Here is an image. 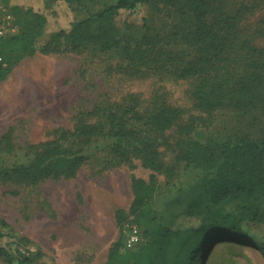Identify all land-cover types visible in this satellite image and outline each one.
I'll return each mask as SVG.
<instances>
[{
	"label": "trees",
	"instance_id": "trees-1",
	"mask_svg": "<svg viewBox=\"0 0 264 264\" xmlns=\"http://www.w3.org/2000/svg\"><path fill=\"white\" fill-rule=\"evenodd\" d=\"M56 1L70 6L84 0ZM263 1L250 0L228 15L224 0H161L169 12L168 27L155 35L144 31L129 48L127 42L122 45L123 37L113 18L121 11L140 17L150 0H117L98 15L97 28L89 19L74 20L45 40L47 14L40 7L25 8L27 18L21 28L16 14L23 9L5 0L19 31L0 38V80L8 75L13 59L26 53L78 52L95 44L104 51L124 50L128 75L168 74L187 83L188 97L197 114L186 116L185 110L158 92L150 99L130 93L121 103L99 104L79 112L72 128L58 129L53 140L33 146L32 158L0 166V178H74L92 150L102 147L101 140L112 141L111 150L121 160L138 156L145 167L161 171L159 147L169 145L174 164L195 166L202 177L214 175L181 214L199 215V222L187 229L154 221L146 228L137 225L142 242L127 255L138 257L136 264H168L169 252L175 249L176 255L186 256L187 262L173 264H254L251 259L245 263L238 259L246 257L239 248L247 246L264 259V241L245 228L247 221L264 226V47L253 42L255 36L264 34V27L250 33L242 24ZM142 21L147 27L148 17ZM163 40L164 44L179 41L186 49L171 52ZM222 110H230L236 122L227 137L208 136L198 130L210 115ZM135 124L145 127V135L152 132L153 136H143ZM133 189L134 209L147 210L151 190L138 181ZM214 243L219 247L210 250ZM2 249L7 264H37L36 259L44 264L40 252L16 249L14 258Z\"/></svg>",
	"mask_w": 264,
	"mask_h": 264
},
{
	"label": "rangeland",
	"instance_id": "rangeland-1",
	"mask_svg": "<svg viewBox=\"0 0 264 264\" xmlns=\"http://www.w3.org/2000/svg\"><path fill=\"white\" fill-rule=\"evenodd\" d=\"M249 1L224 0V11L233 15ZM9 2L23 9L16 14L21 28L27 18L25 8L40 7L47 14L48 30L42 38L45 40L48 34L67 28L74 20L89 19L90 25L97 28L98 15L117 0H84L70 6L56 0ZM144 16L148 17L147 27L143 25ZM168 17L161 0H150L140 17L121 11L112 22L123 37L122 45L127 42L132 48L144 31L155 35L167 28ZM242 24L250 33L264 27V1L245 16ZM253 42L264 47V34L255 36ZM164 47L171 52L186 49L179 41ZM124 52L104 51L100 45L88 44L78 52L34 51L13 59L8 75L0 80V166L32 158L33 146L53 140L58 129L72 128L79 112L90 111L99 104L121 103L130 93L150 99L158 92L185 110L186 116L197 114L188 97L187 83L168 74L128 75ZM232 118L230 110L217 111L198 130L225 138L236 124ZM135 127L141 128L143 136H153L152 132L145 135L144 126ZM100 142L102 147L92 150L74 178H0V264H7L2 248L14 258L16 249L40 252L44 264H136L138 257L127 255L133 249L126 244L131 225L146 228L154 221L187 229L199 222V215L195 218L181 214L214 175L202 177V171L195 166L174 164L169 145L159 147L163 167L158 171L145 167L138 156L121 160L111 150L112 141ZM137 181L151 190L149 210L134 209L133 185ZM245 224L258 240L264 241L263 225L249 221ZM218 247L214 243L210 250ZM239 252L246 255L238 257L244 263L251 259L254 264H264L262 255L252 248L243 246ZM185 258L176 255L174 249L169 252L168 264L182 260L186 263ZM35 262L40 263L38 259Z\"/></svg>",
	"mask_w": 264,
	"mask_h": 264
},
{
	"label": "built area",
	"instance_id": "built-area-1",
	"mask_svg": "<svg viewBox=\"0 0 264 264\" xmlns=\"http://www.w3.org/2000/svg\"><path fill=\"white\" fill-rule=\"evenodd\" d=\"M19 31L15 18L3 3H0V38L16 35ZM142 242L141 231L138 226L131 225L126 236V244L129 248H135Z\"/></svg>",
	"mask_w": 264,
	"mask_h": 264
},
{
	"label": "bare ground",
	"instance_id": "bare-ground-1",
	"mask_svg": "<svg viewBox=\"0 0 264 264\" xmlns=\"http://www.w3.org/2000/svg\"><path fill=\"white\" fill-rule=\"evenodd\" d=\"M245 251H248V250H245Z\"/></svg>",
	"mask_w": 264,
	"mask_h": 264
}]
</instances>
